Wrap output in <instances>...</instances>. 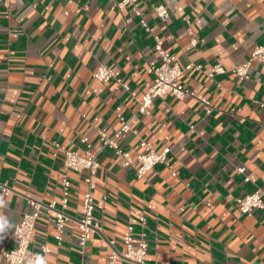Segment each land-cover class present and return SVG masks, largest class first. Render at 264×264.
<instances>
[{
    "label": "crops",
    "instance_id": "obj_1",
    "mask_svg": "<svg viewBox=\"0 0 264 264\" xmlns=\"http://www.w3.org/2000/svg\"><path fill=\"white\" fill-rule=\"evenodd\" d=\"M120 1L0 0V185L11 190L0 187V211L13 225L0 240V264H8L3 253L16 244L28 198L60 202L64 177L71 184L65 240L55 239V214L42 213L30 252L47 264L81 263L75 238L85 173L64 170L63 149L90 151L101 165L94 191L101 230L85 249L89 264H107L108 241L124 252L128 224L138 241L141 216L147 264H264V212L241 215L236 202L256 191L264 198V63L254 61L247 80L232 73L264 44V0H138L166 49L194 65L179 82L211 102L209 115L198 99L174 96L155 99L149 115L139 111L160 61L152 36ZM100 64L113 72L107 83L93 79ZM217 64L227 72L209 78ZM120 117L131 128L117 138L121 148L135 157L143 140L157 152L169 147L168 165L138 179L137 164L105 148L97 128L114 137Z\"/></svg>",
    "mask_w": 264,
    "mask_h": 264
},
{
    "label": "built area",
    "instance_id": "obj_2",
    "mask_svg": "<svg viewBox=\"0 0 264 264\" xmlns=\"http://www.w3.org/2000/svg\"><path fill=\"white\" fill-rule=\"evenodd\" d=\"M118 7L124 9L130 7L134 14L139 17L141 26L147 31L154 40V49L159 58V64L150 68V73L153 75L151 83L147 84L146 93L138 99L139 111L146 115L150 114L149 107L155 99H164L168 96H174L179 100H185L188 98L198 99L206 114L213 112L211 102L203 96H197L189 89L185 88L180 82V78L189 70L194 68V65L189 64L183 66L178 58L171 54L165 47L163 38L149 26L147 20L144 18L142 10L138 0H121L118 2ZM156 12L159 16L163 17L165 9L161 6L156 8ZM198 41L193 39L191 46L196 47ZM254 61L264 63V44L257 45L250 53L249 58L241 65L232 70L237 78L240 80H247L250 78V72ZM200 69V66H197ZM227 70L220 64L213 65L208 72L209 78L225 74ZM113 77L112 70L104 65L100 64L93 74V79L99 83H107ZM127 89V85H124ZM123 122L121 129L115 134L114 137H108L102 130L97 128L100 139L105 148L112 150L116 155L122 157L126 166H136V174L138 179L144 178L148 173L154 170L159 164H167V156L171 149L165 148L162 152H157L153 148L152 144L147 141H141L142 152L138 153L135 157H132L127 151L123 150L117 138H120L123 134H127L131 131L130 126L123 117H120ZM87 144L88 149L91 145L87 138L82 140ZM56 147L59 148L57 144ZM65 153L64 170L74 171L77 173H85L83 178L87 190L83 196V215L77 220L78 223V236L75 238V243L81 251V263L89 264L87 257L85 256V249L93 234L100 232V225L94 219L95 199L94 191L97 187L96 179L101 165L97 160L95 154L87 151L85 155H80L76 151L63 149ZM239 172L245 174V169H239ZM173 174L176 175L175 171ZM250 180L249 176L245 177V181ZM70 181L67 177L63 178L64 196L60 202L52 201L50 204H44L36 201L33 198H28L29 210L23 215L21 221L16 225L14 229V237L16 244L13 249L3 253V259L8 264H25L24 258L31 254L30 247L34 242V231L36 228L37 220L42 213L55 214V227H56V241L61 245L67 234V223L70 221V217L66 214L68 208V195L70 190ZM2 187V192L8 195L11 190L7 187ZM239 212L241 215L251 216L253 211L262 210L264 212V198L260 191L245 195L244 197L237 198L236 200ZM58 204L60 208H58ZM138 225L141 228L139 232V240H136V227L133 224H128L123 237L124 252H120L115 247V241H108L107 247L110 250L107 264H118L120 261H124L132 264H147L148 255V234L147 219L144 216L139 217ZM45 253H50L49 247H43Z\"/></svg>",
    "mask_w": 264,
    "mask_h": 264
},
{
    "label": "clouds",
    "instance_id": "obj_3",
    "mask_svg": "<svg viewBox=\"0 0 264 264\" xmlns=\"http://www.w3.org/2000/svg\"><path fill=\"white\" fill-rule=\"evenodd\" d=\"M5 207V202L3 199H0V209H3ZM13 225L9 222L8 218L3 214L2 211H0V240L3 239L4 234L11 230ZM25 264H47V260L45 257L40 255L32 256L29 254V256H26L24 258Z\"/></svg>",
    "mask_w": 264,
    "mask_h": 264
}]
</instances>
